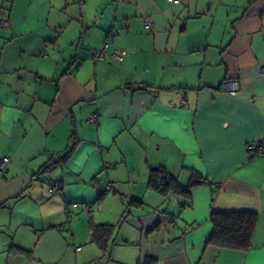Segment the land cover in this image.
Returning a JSON list of instances; mask_svg holds the SVG:
<instances>
[{"label": "crops", "instance_id": "obj_1", "mask_svg": "<svg viewBox=\"0 0 264 264\" xmlns=\"http://www.w3.org/2000/svg\"><path fill=\"white\" fill-rule=\"evenodd\" d=\"M0 16V264H264V151L248 149L264 0H0ZM106 40L121 62L90 59ZM231 211L257 214L251 248L207 243Z\"/></svg>", "mask_w": 264, "mask_h": 264}, {"label": "trees", "instance_id": "obj_2", "mask_svg": "<svg viewBox=\"0 0 264 264\" xmlns=\"http://www.w3.org/2000/svg\"><path fill=\"white\" fill-rule=\"evenodd\" d=\"M69 154L70 150L67 151L65 156ZM157 179L155 180V186L158 188ZM161 190L165 191L166 188ZM210 218L213 225V233L207 243L222 248L241 250L251 248L258 220L257 214L247 211L219 212L212 213ZM106 232L107 230L104 231L102 227H94L92 233L93 240H101V236L105 235Z\"/></svg>", "mask_w": 264, "mask_h": 264}, {"label": "built area", "instance_id": "obj_3", "mask_svg": "<svg viewBox=\"0 0 264 264\" xmlns=\"http://www.w3.org/2000/svg\"><path fill=\"white\" fill-rule=\"evenodd\" d=\"M170 2L173 3H178L179 0H168ZM150 21L149 20H144V28L148 29L150 27ZM10 25V21L7 18L1 17L0 16V28H5L8 27ZM125 56V53L120 50V49H111L109 48V42L108 40H106L104 42V44L102 45V47L100 49L97 50H93L89 53V57L91 60L93 61H98V60H110L112 62L115 63H119L123 60ZM261 72H264V67L260 68ZM221 88L223 91L228 92V93H235L238 90V80L235 78H227L225 79L222 84H221ZM96 119L97 116L95 114H91L89 115L88 119H87V123H96ZM249 151H256V152H261L264 151V143H257V144H250L248 146ZM9 159L8 157H3L2 159H0V172H3L5 170V167L8 163ZM169 181V176L168 174L164 173L163 176H160L158 181H157V185L160 189H164ZM49 185V191L50 193L53 195L58 188L60 187V182L58 180H52L48 183ZM113 183H109L108 187H112ZM78 208V204L77 203H71L69 205L66 206V220L69 221L72 215V211ZM85 211L88 215V217H90L93 213V208L91 205H88L85 208Z\"/></svg>", "mask_w": 264, "mask_h": 264}, {"label": "rangeland", "instance_id": "obj_4", "mask_svg": "<svg viewBox=\"0 0 264 264\" xmlns=\"http://www.w3.org/2000/svg\"><path fill=\"white\" fill-rule=\"evenodd\" d=\"M70 8L74 7V9H76L78 7V2L76 4H70L69 6ZM73 9V8H72ZM87 221V220H86Z\"/></svg>", "mask_w": 264, "mask_h": 264}]
</instances>
